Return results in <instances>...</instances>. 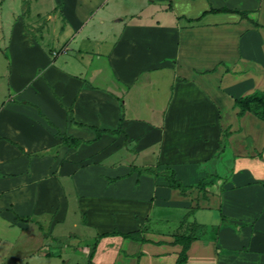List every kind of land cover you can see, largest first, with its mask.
<instances>
[{
	"label": "crops",
	"instance_id": "crops-1",
	"mask_svg": "<svg viewBox=\"0 0 264 264\" xmlns=\"http://www.w3.org/2000/svg\"><path fill=\"white\" fill-rule=\"evenodd\" d=\"M44 13L0 98V264H175L177 236L184 264H264V99L234 104L264 90V0ZM170 169L192 187H168Z\"/></svg>",
	"mask_w": 264,
	"mask_h": 264
},
{
	"label": "rangeland",
	"instance_id": "rangeland-1",
	"mask_svg": "<svg viewBox=\"0 0 264 264\" xmlns=\"http://www.w3.org/2000/svg\"><path fill=\"white\" fill-rule=\"evenodd\" d=\"M45 5L46 0H0V16L2 18V23H0V98L3 93H7L5 81H7L8 71H10V64L11 67L13 66L8 59L11 56L12 48L16 52L17 40H22L25 37L21 34V29L25 28L26 31H29L30 38H35L34 35H42L44 30L42 25H45L46 22ZM14 10H17V17L19 18L14 15ZM5 18H7L6 21ZM5 47H7L6 52H4ZM24 59L29 65L31 64V62H28L30 61L29 58L24 57ZM2 100H5V98ZM2 100L0 99V103ZM84 246L86 244L80 243L75 248H77V251H81ZM62 258L69 259L68 262L65 261V264L86 263L85 256L80 252L70 256L66 255V257L62 256Z\"/></svg>",
	"mask_w": 264,
	"mask_h": 264
},
{
	"label": "trees",
	"instance_id": "trees-1",
	"mask_svg": "<svg viewBox=\"0 0 264 264\" xmlns=\"http://www.w3.org/2000/svg\"><path fill=\"white\" fill-rule=\"evenodd\" d=\"M219 11L227 12L228 10H225V9L213 10V12H219ZM240 15L246 18L245 14L240 13ZM254 24L258 25L256 22H254ZM263 99H264V90L263 91L255 90L251 94L235 99L234 104L239 107L238 115H242L246 110H248L251 102H255V101L263 100ZM61 140L63 144L70 146V147H77L82 142V140L80 139H74L72 137H67L64 135L61 136ZM149 172H152V171L149 170ZM164 177L167 181L168 187L173 188V189H179L181 192L187 191L189 188L192 187V185L184 186L180 184L179 182H177L175 180V172L171 169L168 170V172L164 174ZM205 184L206 183H198L195 185V187L198 189H203ZM116 234H121L123 237L131 236L130 234L117 233V232L105 233V234H102L101 236H110V235H116ZM191 241H192V238L190 237L177 236L175 238V242L179 243L182 246V249L178 255V258L175 264H184L186 262V251Z\"/></svg>",
	"mask_w": 264,
	"mask_h": 264
}]
</instances>
